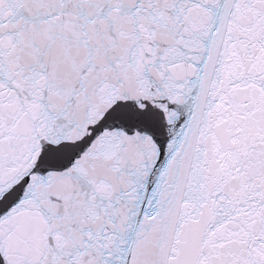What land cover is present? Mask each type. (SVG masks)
<instances>
[{"label":"snow or ice","instance_id":"snow-or-ice-1","mask_svg":"<svg viewBox=\"0 0 264 264\" xmlns=\"http://www.w3.org/2000/svg\"><path fill=\"white\" fill-rule=\"evenodd\" d=\"M0 264H264V0H0Z\"/></svg>","mask_w":264,"mask_h":264}]
</instances>
